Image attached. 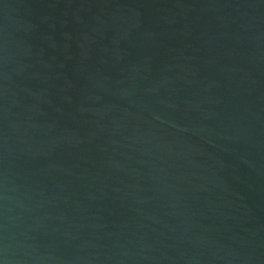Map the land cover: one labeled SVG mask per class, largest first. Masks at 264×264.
<instances>
[{"label": "water", "instance_id": "obj_1", "mask_svg": "<svg viewBox=\"0 0 264 264\" xmlns=\"http://www.w3.org/2000/svg\"><path fill=\"white\" fill-rule=\"evenodd\" d=\"M0 264H264V0H0Z\"/></svg>", "mask_w": 264, "mask_h": 264}]
</instances>
